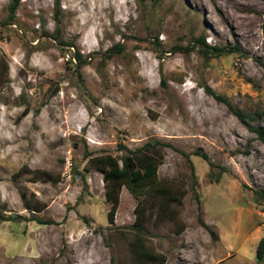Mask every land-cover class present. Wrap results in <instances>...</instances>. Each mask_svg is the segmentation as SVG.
Returning <instances> with one entry per match:
<instances>
[{
    "label": "rangeland",
    "instance_id": "rangeland-1",
    "mask_svg": "<svg viewBox=\"0 0 264 264\" xmlns=\"http://www.w3.org/2000/svg\"><path fill=\"white\" fill-rule=\"evenodd\" d=\"M14 1L0 0V264H149L132 250L137 200L123 188L110 224L85 167L156 140L171 145L159 180L185 196L145 200L146 247L165 264H264V145L206 92L264 129V0H61L58 19L56 0L11 16Z\"/></svg>",
    "mask_w": 264,
    "mask_h": 264
},
{
    "label": "trees",
    "instance_id": "trees-1",
    "mask_svg": "<svg viewBox=\"0 0 264 264\" xmlns=\"http://www.w3.org/2000/svg\"><path fill=\"white\" fill-rule=\"evenodd\" d=\"M61 0H56V18L58 19ZM19 0H15L10 6L11 16H13L18 8ZM203 45L204 41L201 40ZM214 51L221 52L217 48ZM110 53H114L111 50ZM80 60V56H77ZM206 92L211 95L217 102L223 103L227 106L229 111L240 120V122L251 132L254 133L258 140L264 145V129L261 127L253 126L252 123L256 121V118L250 114H244L234 109L231 103L223 96L216 94L209 87L206 88ZM167 148H171L170 144L156 140L154 142H148L142 147L135 150H131L122 144L119 146L123 155L113 157L110 155L88 157L87 166L85 170L96 171L103 176L106 187V198L111 203V208L108 214V221L110 224H114L116 220V214L120 205V195L123 188H126L130 194L137 200L138 205L135 209L136 222L134 228L137 230V239L132 242V250L135 257L138 260L149 262V264H165L166 258L163 255L156 254L149 250L143 241V232L145 230L147 209L145 208V200L150 196H157L164 200L166 205L181 204L182 198L185 196V192L178 193L174 191L172 186L163 184L158 178L159 167L164 163L165 151ZM204 161L209 162L208 155L202 151L196 153ZM37 181H55L54 178L45 172L36 173ZM261 199H264V191L256 192ZM26 209L32 213H41L45 210L42 204H36L34 206H26ZM33 221H38L41 224H53V222H41L36 218ZM208 229V228H207ZM256 257L259 262L264 261V237L259 241L256 249ZM111 264H115L114 258Z\"/></svg>",
    "mask_w": 264,
    "mask_h": 264
}]
</instances>
